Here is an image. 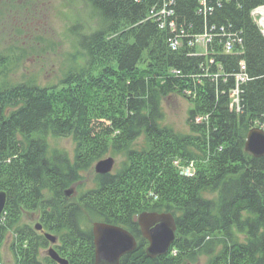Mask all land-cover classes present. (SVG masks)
Returning a JSON list of instances; mask_svg holds the SVG:
<instances>
[{"label": "trees", "instance_id": "16d2710c", "mask_svg": "<svg viewBox=\"0 0 264 264\" xmlns=\"http://www.w3.org/2000/svg\"><path fill=\"white\" fill-rule=\"evenodd\" d=\"M86 1L97 27L77 34L83 64L61 88L0 86V192L8 196L0 260L10 237L16 264H57L24 220L38 212L69 264H95L91 222L137 240L120 264H264V157L246 151L249 132L264 123V35L253 15L264 0ZM172 97L191 104L188 133L166 123ZM64 138L72 157L50 145ZM109 156L124 157L120 168L96 174L95 188L82 192L83 174ZM175 162L195 164L196 174ZM75 186L79 195L68 199ZM144 212L176 220L173 245L156 259L137 221Z\"/></svg>", "mask_w": 264, "mask_h": 264}, {"label": "rangeland", "instance_id": "374dc122", "mask_svg": "<svg viewBox=\"0 0 264 264\" xmlns=\"http://www.w3.org/2000/svg\"><path fill=\"white\" fill-rule=\"evenodd\" d=\"M77 25L80 29L73 30ZM96 27L97 22L93 19L86 0H0V86L2 83L35 80L44 87L59 85L61 88L66 72L83 64L77 34L92 31ZM199 49L204 51V46L200 45L198 51ZM190 108L191 104L183 98L172 97L167 100L164 103L167 125L178 132L188 133L186 119ZM197 122L201 121L197 119ZM49 142L52 147L65 151L72 157L75 145L71 139H51ZM109 157L115 160L112 172L115 173L124 157ZM174 165L178 170H190L196 174L195 164L190 167L175 162ZM95 175L94 169L93 172L83 174L82 192L95 188ZM74 194L70 199L75 200L79 195L77 188L74 189ZM41 219L38 212L27 213L24 217L25 222L35 230L38 225H42ZM94 223L85 227L93 226ZM44 230L57 238L56 246L61 245L54 232ZM37 232L44 234L42 231ZM13 241L10 237L6 240L0 264H16L9 250ZM54 246L49 242L44 253L47 255ZM205 262L202 259L200 264Z\"/></svg>", "mask_w": 264, "mask_h": 264}, {"label": "water", "instance_id": "95a60500", "mask_svg": "<svg viewBox=\"0 0 264 264\" xmlns=\"http://www.w3.org/2000/svg\"><path fill=\"white\" fill-rule=\"evenodd\" d=\"M264 35V32H263ZM246 151L256 158L264 157V131L258 128L252 129L246 141ZM115 167V160L107 158L98 162L95 166L97 175L111 174ZM74 189L66 191V197L70 199ZM7 204L6 192H0V217L3 215ZM138 224L142 237L148 242L147 255L151 259L166 255L176 239L177 224L170 213L144 212L138 216ZM42 231V226L36 227ZM95 247V264H120L121 259L136 251L137 240L126 229L112 224L96 222L92 227ZM45 238L51 243H56V237L44 233ZM48 257L57 264H68L62 259L54 248H50Z\"/></svg>", "mask_w": 264, "mask_h": 264}, {"label": "built area", "instance_id": "2783aa9c", "mask_svg": "<svg viewBox=\"0 0 264 264\" xmlns=\"http://www.w3.org/2000/svg\"><path fill=\"white\" fill-rule=\"evenodd\" d=\"M253 15L258 19V23L259 25L261 26L263 32H264V6L260 7V8H257L254 12H253ZM178 42L177 41H174L171 46L172 48L175 50L177 49L178 47ZM228 51H231L232 50V45L229 43L228 44V47H227ZM244 64L242 63V66ZM244 69V67H243ZM178 74L180 72H177ZM247 80V77L245 75H237V78H236V81H237V88L232 90L231 91V95L232 97L234 98V105L236 106L237 109H239V94H240V84L241 83H244L245 81ZM200 121V120H199ZM261 130L264 131V123L261 125V128H259ZM176 164H178V162H176ZM190 167H193V165L191 164ZM185 169H182L180 170L181 173L185 176H193L194 173H192L190 170L186 171V172H183Z\"/></svg>", "mask_w": 264, "mask_h": 264}, {"label": "flooded vegetation", "instance_id": "af4514ba", "mask_svg": "<svg viewBox=\"0 0 264 264\" xmlns=\"http://www.w3.org/2000/svg\"><path fill=\"white\" fill-rule=\"evenodd\" d=\"M74 189L76 190V186L74 187ZM76 195V192H75V194H74V196ZM42 226V225H41ZM45 228L42 226V232L43 233H45V230H44ZM57 239V238H56ZM57 241L58 240H56V243H57ZM49 242V241H48ZM56 243H55V246H56ZM55 246H54V249H55ZM48 255V254H47ZM68 264H69V262H68Z\"/></svg>", "mask_w": 264, "mask_h": 264}]
</instances>
